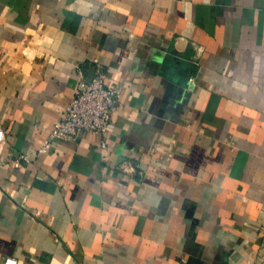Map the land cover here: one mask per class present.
Instances as JSON below:
<instances>
[{"label": "crops", "instance_id": "crops-1", "mask_svg": "<svg viewBox=\"0 0 264 264\" xmlns=\"http://www.w3.org/2000/svg\"><path fill=\"white\" fill-rule=\"evenodd\" d=\"M0 129V264H264V0H0Z\"/></svg>", "mask_w": 264, "mask_h": 264}, {"label": "built area", "instance_id": "built-area-1", "mask_svg": "<svg viewBox=\"0 0 264 264\" xmlns=\"http://www.w3.org/2000/svg\"><path fill=\"white\" fill-rule=\"evenodd\" d=\"M120 92L118 84H105L104 71L101 66H97L89 81L77 83L74 95L66 105L62 117L54 123L49 132V140H75L86 132L98 135L100 147L106 148L103 134L110 126ZM2 138L3 131L0 129V146ZM49 146L50 143L45 142L39 152L45 151ZM21 157L25 158L23 155Z\"/></svg>", "mask_w": 264, "mask_h": 264}]
</instances>
